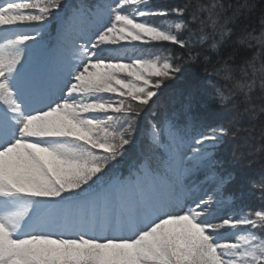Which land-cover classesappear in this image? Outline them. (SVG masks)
Instances as JSON below:
<instances>
[{
	"label": "snow or ice",
	"instance_id": "obj_1",
	"mask_svg": "<svg viewBox=\"0 0 264 264\" xmlns=\"http://www.w3.org/2000/svg\"><path fill=\"white\" fill-rule=\"evenodd\" d=\"M62 3L0 0V264H264V208L220 215L235 179L217 156L228 129L194 118L190 94L183 119L149 121L152 155L113 171L141 112L182 72L167 46L197 60L186 31L215 33L225 6L198 5L201 17L186 16L183 0H102L57 18L58 44L33 66L29 42ZM248 7H235L212 50ZM215 71L235 80L227 63ZM254 83L234 86L247 98Z\"/></svg>",
	"mask_w": 264,
	"mask_h": 264
},
{
	"label": "trees",
	"instance_id": "obj_2",
	"mask_svg": "<svg viewBox=\"0 0 264 264\" xmlns=\"http://www.w3.org/2000/svg\"><path fill=\"white\" fill-rule=\"evenodd\" d=\"M102 0H63L62 8L58 10L42 33L43 40L30 51H36L31 57L33 66L46 61L48 53L53 50L60 38V19H67L78 9L87 5H96ZM181 0H153L154 4L174 5ZM189 5L185 15L195 13L205 17L206 12L197 11L198 5H206L211 0H183ZM225 6V12L221 15L215 33L211 28L205 27L204 32L199 30V25H192L185 35L188 37L193 52H199L200 56L195 61L187 60V50H181L168 45L173 53L183 57L178 60L181 63L182 72L178 78L166 82L161 89V96L156 104L144 108L136 121V130L132 143L126 147L125 155L116 163L113 171L117 174L127 175L145 156L152 155L149 139V121H159L166 115L176 113L183 119L182 105L191 95V115L197 120H204L213 126H222L228 129V135L224 137L223 144L217 149L218 159L224 162V170L232 172L235 179L225 188V193L231 198L226 200L224 208L234 214L254 211L264 208V112L260 108L264 106V88L261 87L259 70L264 67V0H218ZM249 5L236 14L227 27L232 29L230 38L219 50L210 48L211 39L215 36L220 39L221 26L229 17L233 16L237 5ZM160 18H157L159 22ZM86 24V20L80 21ZM30 30V29H24ZM250 33L256 39L240 41V37ZM207 35L208 41L200 42V37ZM45 52V53H44ZM43 53L45 54L43 57ZM207 57V59H205ZM227 63L233 70L235 80L249 82L255 80L251 92L247 98L245 92L238 90L235 80L229 81L223 78V74H217L216 69ZM243 69V71H242ZM253 69L256 75L253 76ZM217 90L228 97L221 102ZM255 109L253 113L247 111Z\"/></svg>",
	"mask_w": 264,
	"mask_h": 264
},
{
	"label": "rangeland",
	"instance_id": "obj_3",
	"mask_svg": "<svg viewBox=\"0 0 264 264\" xmlns=\"http://www.w3.org/2000/svg\"><path fill=\"white\" fill-rule=\"evenodd\" d=\"M41 41H38L35 45H33V43L32 42H29V53H30V56L32 55V56H35L37 53H36V51H35V53H34V50H32V51H30V48L31 49H33V47H36V45L38 44V43H40ZM45 53V52H44ZM43 53V57H44V54ZM45 59H47V57L45 58ZM149 139H150V135H149ZM198 194H200V195H202L203 194V192H200V193H198ZM225 214H233V215H235L232 211H230L229 209H227V208H222V210H221V212H220V215H225Z\"/></svg>",
	"mask_w": 264,
	"mask_h": 264
}]
</instances>
